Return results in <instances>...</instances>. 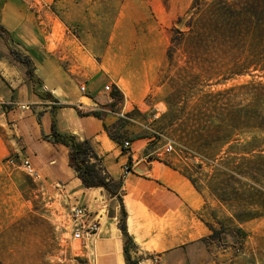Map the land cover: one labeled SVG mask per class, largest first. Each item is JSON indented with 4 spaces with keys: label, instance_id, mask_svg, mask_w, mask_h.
<instances>
[{
    "label": "rangeland",
    "instance_id": "374dc122",
    "mask_svg": "<svg viewBox=\"0 0 264 264\" xmlns=\"http://www.w3.org/2000/svg\"><path fill=\"white\" fill-rule=\"evenodd\" d=\"M214 1L233 0H200L196 14L189 12L194 0L36 2L45 35L64 44V65L94 55V65H114L132 87L133 96L111 84L102 100L127 113L122 125L153 137L149 152L172 142L163 158L191 182L201 219L213 227L204 241L209 263L264 264V68L257 36L200 56L183 52L181 43L172 61L166 56L171 37L188 32L192 16ZM20 159L12 151L0 157V264H101L91 246L71 236L72 204L29 176Z\"/></svg>",
    "mask_w": 264,
    "mask_h": 264
},
{
    "label": "crops",
    "instance_id": "0c3cea01",
    "mask_svg": "<svg viewBox=\"0 0 264 264\" xmlns=\"http://www.w3.org/2000/svg\"><path fill=\"white\" fill-rule=\"evenodd\" d=\"M36 1L0 0V24L33 61L42 80L39 90L49 91L57 101L38 96L23 64L1 56L0 157L12 151L29 158L47 189H54L65 202L97 211L98 230L85 246L93 248L101 264H125L118 227L121 204L101 187L82 185L69 165V148L48 139L54 117L57 131L89 140L104 170L121 181L127 231L137 245L131 255L142 256L139 264H210L208 246L201 240L209 229L199 214V196L191 182L163 157H147L153 137L127 124L118 133L121 140H113L103 125H112L117 114L101 112V118L93 114L96 105L107 109L102 101L106 84L133 96L132 87L114 65L109 69H101L102 63L94 65V55L64 65L60 55L64 44L45 35ZM0 49L7 53L1 43ZM79 84L85 86L84 92ZM21 104L29 107L22 109ZM124 139L130 141L127 150L122 147ZM129 160L133 170L122 178V165Z\"/></svg>",
    "mask_w": 264,
    "mask_h": 264
},
{
    "label": "trees",
    "instance_id": "16d2710c",
    "mask_svg": "<svg viewBox=\"0 0 264 264\" xmlns=\"http://www.w3.org/2000/svg\"><path fill=\"white\" fill-rule=\"evenodd\" d=\"M220 1V0H216ZM201 10L200 0H194L189 12L196 14ZM189 20L188 32H178L179 37H171V45L167 49V59L172 61L173 55L177 50V45L183 44V52L201 55L204 51L218 50L221 46H236L242 42L248 34L256 35L258 39V61L264 68V0H233L230 2H211L198 18ZM183 19H180L182 22ZM11 34L0 24V43L7 49V53L0 49V57L6 56L12 62L22 63L24 75L33 83L34 92L41 98L56 102L49 91L39 90L42 80L36 75L35 67L31 58L17 48L13 43ZM264 98V94H263ZM101 118V112H94ZM112 125L104 124L103 127L113 140L120 141L121 136L111 131L112 127L119 130L123 127L121 121ZM47 137V136H46ZM49 141L61 143L69 148L68 159L70 167L76 172L82 185L86 188L101 187L111 197H117L121 204V216L118 220V227L123 234V256L125 264H139L142 256L132 257L131 252L137 249V245L127 231L126 212L119 196L121 181L116 180L108 174L100 164V159L96 154L89 140L78 139L73 134H65L56 130L53 117L51 135ZM122 142V141H121ZM129 163L131 161L129 160ZM193 183L194 181L190 179ZM195 184V183H194ZM212 230L213 227L206 223ZM206 237L202 241H206Z\"/></svg>",
    "mask_w": 264,
    "mask_h": 264
},
{
    "label": "built area",
    "instance_id": "2783aa9c",
    "mask_svg": "<svg viewBox=\"0 0 264 264\" xmlns=\"http://www.w3.org/2000/svg\"><path fill=\"white\" fill-rule=\"evenodd\" d=\"M111 83L106 84L104 86L105 92L111 91ZM81 91H85L86 88L84 85L80 86ZM20 107L22 109H27L29 106L27 104H21ZM93 111L97 112H109V113H115L117 114L118 118L121 119H129L126 112L120 111L119 113L113 112L111 108H102L99 105H96L93 107ZM154 117H157V114H154ZM122 147L123 149L127 150L130 147V141L128 139H124L122 141ZM173 151V144L170 140H167L162 146L156 147L152 153L148 154L147 157L149 159L152 158L154 155L155 157H163L164 155H168ZM11 162L13 160L11 159ZM20 165L23 168V170L31 177L33 178H39V173L36 170V168L31 163L30 159L27 157H22L20 159ZM133 170V167L131 163H125L122 165V174L121 177L124 178L127 176L131 171ZM69 228L71 232V236L74 240H79L82 242H88L90 243L93 239L96 231L98 230L99 224H100V218L97 211H91L88 209V207L73 204L69 211Z\"/></svg>",
    "mask_w": 264,
    "mask_h": 264
}]
</instances>
